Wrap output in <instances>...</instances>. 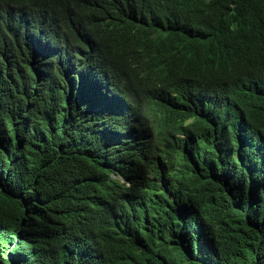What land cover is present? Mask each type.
<instances>
[{
  "label": "trees",
  "instance_id": "1",
  "mask_svg": "<svg viewBox=\"0 0 264 264\" xmlns=\"http://www.w3.org/2000/svg\"><path fill=\"white\" fill-rule=\"evenodd\" d=\"M123 1L0 0V264H264L254 139L216 148L183 125V92L223 58L264 67V0H201L197 43L159 50L178 88L132 66L144 39ZM248 127L264 136L258 97ZM177 129L158 182L150 142Z\"/></svg>",
  "mask_w": 264,
  "mask_h": 264
},
{
  "label": "clouds",
  "instance_id": "2",
  "mask_svg": "<svg viewBox=\"0 0 264 264\" xmlns=\"http://www.w3.org/2000/svg\"><path fill=\"white\" fill-rule=\"evenodd\" d=\"M122 5L126 6L127 19L144 39L145 50L132 60V66L139 69L146 66L150 77H145L150 86L162 83L160 79H165L167 87H177L168 76L173 63L160 60L158 56L162 52L159 53V50L165 47L177 53L197 43L198 27L195 21L190 22V14L194 9L206 12L201 0H124ZM152 40L154 43L148 50ZM229 52L227 50V54ZM240 57L223 58L222 67L214 73L210 82L183 90L189 108L183 125L193 131L201 128L210 133L216 148L244 147L248 140L254 139V150L250 151L253 156L248 157L243 165L242 173L248 178L251 171L264 168V136L248 127L254 99L258 97L264 100V67L254 65L253 62L251 69L245 71L244 60H240ZM171 133L170 136L158 133L150 142V160L154 163L150 176L155 177L158 182L161 181L159 173L167 176L170 170L176 169V162H171L162 151L166 148L168 139L174 141L185 137L183 130L177 129ZM234 137H238L237 144L232 141ZM232 157L236 159V153ZM110 176L124 182L119 175ZM125 183L128 185V182Z\"/></svg>",
  "mask_w": 264,
  "mask_h": 264
}]
</instances>
